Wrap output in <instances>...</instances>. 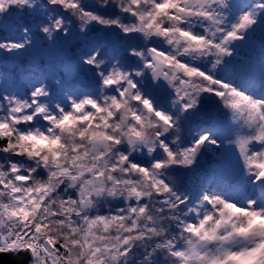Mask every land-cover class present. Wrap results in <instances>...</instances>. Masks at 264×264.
Masks as SVG:
<instances>
[{
    "label": "snow or ice",
    "instance_id": "1",
    "mask_svg": "<svg viewBox=\"0 0 264 264\" xmlns=\"http://www.w3.org/2000/svg\"><path fill=\"white\" fill-rule=\"evenodd\" d=\"M0 264H264V0H0Z\"/></svg>",
    "mask_w": 264,
    "mask_h": 264
}]
</instances>
